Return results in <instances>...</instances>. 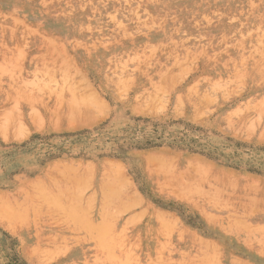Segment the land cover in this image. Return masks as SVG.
Returning <instances> with one entry per match:
<instances>
[{
  "label": "rangeland",
  "instance_id": "1",
  "mask_svg": "<svg viewBox=\"0 0 264 264\" xmlns=\"http://www.w3.org/2000/svg\"><path fill=\"white\" fill-rule=\"evenodd\" d=\"M262 12L0 0V264H264Z\"/></svg>",
  "mask_w": 264,
  "mask_h": 264
},
{
  "label": "bare ground",
  "instance_id": "2",
  "mask_svg": "<svg viewBox=\"0 0 264 264\" xmlns=\"http://www.w3.org/2000/svg\"><path fill=\"white\" fill-rule=\"evenodd\" d=\"M6 2V1H5ZM2 4V3H1ZM6 5H7V3H6ZM7 7V6H6ZM21 7V6H20ZM1 8H3V7H1ZM20 10V9H19ZM3 12V11H2ZM259 24H260V27L262 28V32H264V12H262L261 13V18H260V21H259ZM224 34H226V33H224ZM261 39V38H260ZM103 190V189H102ZM106 191V190H105ZM104 192V191H103ZM106 193V192H105ZM100 194V193H99ZM108 194V193H107ZM103 195V194H102ZM106 195V194H105ZM24 196V195H23ZM23 196H22V199H23ZM99 196V195H98ZM113 196V195H112ZM100 197V196H99ZM106 197V196H105ZM103 198H104V196H103ZM102 198V199H103ZM108 198V197H107ZM110 198V197H109ZM115 198H117V197H115ZM21 199V198H20ZM21 199V200H22ZM24 199H26V197L24 198ZM36 199V198H35ZM106 199V198H105ZM27 200V199H26ZM18 201V200H17ZM39 201H41V199L39 200ZM35 202V201H34ZM23 203V202H22ZM45 203V202H44ZM13 204V203H12ZM20 204V203H19ZM25 204V203H24ZM14 205V204H13ZM26 205V204H25ZM29 205V204H28ZM39 205V204H38ZM42 205V204H41ZM45 205V204H44ZM30 206V205H29ZM42 207V206H41ZM21 208V207H20ZM50 208V207H49ZM48 208V209H49ZM24 209V208H23ZM26 209V208H25ZM45 209V208H44ZM63 209V211H64V214L65 215H67L68 216V211H67V208L65 207V208H62ZM20 210H22V209H20ZM31 210V209H30ZM53 210H54V208H53ZM55 210H56V208H55ZM24 212H25V210H24ZM31 212V211H30ZM16 213V212H15ZM22 215H24L23 213H21ZM35 215V214H34ZM69 217V216H68ZM67 217V218H68ZM14 219V218H13ZM29 219V218H28ZM32 220V219H31ZM31 220H30V222H31ZM69 220V219H68ZM26 221V220H25ZM33 221V220H32ZM12 222V221H11ZM14 222H15V220H14ZM17 222V221H16ZM29 222V223H30ZM18 223V222H17ZM28 223V224H29ZM65 225V224H64ZM65 228V227H64ZM53 240H55V239H53Z\"/></svg>",
  "mask_w": 264,
  "mask_h": 264
}]
</instances>
